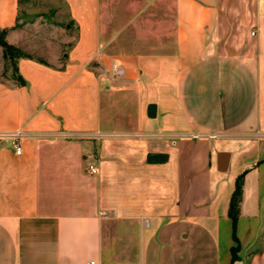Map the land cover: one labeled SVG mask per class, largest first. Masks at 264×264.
<instances>
[{"label": "crops", "instance_id": "1", "mask_svg": "<svg viewBox=\"0 0 264 264\" xmlns=\"http://www.w3.org/2000/svg\"><path fill=\"white\" fill-rule=\"evenodd\" d=\"M63 1L64 61L0 86V264H264V0Z\"/></svg>", "mask_w": 264, "mask_h": 264}, {"label": "rangeland", "instance_id": "2", "mask_svg": "<svg viewBox=\"0 0 264 264\" xmlns=\"http://www.w3.org/2000/svg\"><path fill=\"white\" fill-rule=\"evenodd\" d=\"M18 24L19 27L8 32L7 39L19 42L20 48L34 60L52 65L47 60L62 54L60 61H64V53H68L74 44L75 30H66L69 19L63 0L22 1ZM18 60L6 55L0 47V86L16 85ZM104 257L105 264H109L108 255Z\"/></svg>", "mask_w": 264, "mask_h": 264}, {"label": "trees", "instance_id": "3", "mask_svg": "<svg viewBox=\"0 0 264 264\" xmlns=\"http://www.w3.org/2000/svg\"><path fill=\"white\" fill-rule=\"evenodd\" d=\"M22 1H25V0H22ZM22 1H20V4L22 3ZM16 27H19V24H17L12 29H15ZM8 32H9V30L0 28V47L4 50V53L6 55H10L11 57L17 58L19 60L20 59H32L31 56L26 54L20 48L9 43V41L7 40ZM19 60H18V62H19ZM18 62L16 65V75H17L16 85L17 86H24L26 84V82L19 73ZM40 63L47 65L45 62H42V61ZM240 197H241V183L238 180L237 185H236V190L233 194L231 204H230V217L232 218L234 225L236 224V220H237L238 203H239ZM234 239L236 242H238L236 236H234ZM236 260H237V248H234L232 250V264Z\"/></svg>", "mask_w": 264, "mask_h": 264}, {"label": "built area", "instance_id": "4", "mask_svg": "<svg viewBox=\"0 0 264 264\" xmlns=\"http://www.w3.org/2000/svg\"><path fill=\"white\" fill-rule=\"evenodd\" d=\"M252 36H255V32H251ZM109 77L112 78L113 80H119L123 79L125 77V68L124 65L116 59L112 60V66H111V71L109 74ZM22 137L23 133L21 131H18L15 136V143H14V150L17 155L22 154ZM89 172L92 174H96L98 172L97 168L93 165L89 166ZM93 264V263H92Z\"/></svg>", "mask_w": 264, "mask_h": 264}, {"label": "water", "instance_id": "5", "mask_svg": "<svg viewBox=\"0 0 264 264\" xmlns=\"http://www.w3.org/2000/svg\"><path fill=\"white\" fill-rule=\"evenodd\" d=\"M156 114H157V106L155 104H150L148 106V109H147V116L148 118L150 119H154L156 118ZM165 157L162 155V156H153L151 158L152 161H155V162H160V161H164Z\"/></svg>", "mask_w": 264, "mask_h": 264}]
</instances>
